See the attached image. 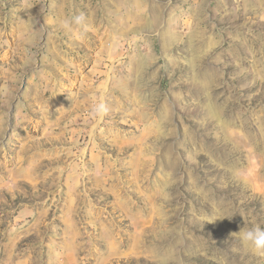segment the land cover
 Instances as JSON below:
<instances>
[{"label": "rangeland", "instance_id": "rangeland-1", "mask_svg": "<svg viewBox=\"0 0 264 264\" xmlns=\"http://www.w3.org/2000/svg\"><path fill=\"white\" fill-rule=\"evenodd\" d=\"M255 226L264 0H0V264H264Z\"/></svg>", "mask_w": 264, "mask_h": 264}, {"label": "clouds", "instance_id": "clouds-1", "mask_svg": "<svg viewBox=\"0 0 264 264\" xmlns=\"http://www.w3.org/2000/svg\"><path fill=\"white\" fill-rule=\"evenodd\" d=\"M66 31L72 32L75 27L85 28L86 17L83 13L73 17L71 20L62 22L61 25ZM108 112L105 103H95L91 108L90 115L93 119H102ZM239 239L255 255L264 256V228L255 226L251 229L242 228L238 232Z\"/></svg>", "mask_w": 264, "mask_h": 264}, {"label": "bare ground", "instance_id": "bare-ground-1", "mask_svg": "<svg viewBox=\"0 0 264 264\" xmlns=\"http://www.w3.org/2000/svg\"><path fill=\"white\" fill-rule=\"evenodd\" d=\"M133 64H134V62H133Z\"/></svg>", "mask_w": 264, "mask_h": 264}]
</instances>
